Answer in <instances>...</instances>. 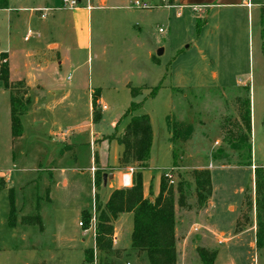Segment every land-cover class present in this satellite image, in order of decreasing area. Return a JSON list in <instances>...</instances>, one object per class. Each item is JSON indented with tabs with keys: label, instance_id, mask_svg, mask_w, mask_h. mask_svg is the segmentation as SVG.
<instances>
[{
	"label": "rangeland",
	"instance_id": "obj_1",
	"mask_svg": "<svg viewBox=\"0 0 264 264\" xmlns=\"http://www.w3.org/2000/svg\"><path fill=\"white\" fill-rule=\"evenodd\" d=\"M81 1L77 10L61 9L62 0H8V8L0 9V49L10 57V82L30 87L23 97L30 100L21 117L25 133L19 138L12 136L11 92L0 82V264H148L145 253L132 250V214L113 221V250L119 254L97 248L95 214L88 229L82 226L83 212L95 211L96 194L101 192L105 203L107 193L122 187L121 176L110 190L102 184L104 192L95 183L97 169L87 170L92 165L89 105L96 100L101 110L99 95L107 110L94 123L97 131L115 134L112 121H128L123 117L132 102H142L133 116L153 119L152 165L158 167L153 173L163 178L177 167L171 185L177 264H203L200 247L218 252L216 264H250L255 257L250 234L224 242L233 225L234 233L238 225L253 228L257 239L264 224V178L257 194L255 174L257 168L264 172L260 11L250 23L236 14L240 22L233 33L237 20L227 12L211 18L192 9L181 12L170 0H90L95 9L89 18L82 8L88 0ZM136 1L151 8H137ZM160 49L164 53L158 57ZM7 62L0 55V68ZM132 88L145 90L132 98ZM168 121L184 122L174 151L168 148ZM73 132L80 134L79 145L69 139ZM63 133L69 135L67 143ZM205 170L212 195L200 204L195 172ZM181 182L188 184L182 201ZM222 230L225 237L216 234ZM91 251L94 261L87 262ZM260 254L264 257V248Z\"/></svg>",
	"mask_w": 264,
	"mask_h": 264
},
{
	"label": "trees",
	"instance_id": "obj_2",
	"mask_svg": "<svg viewBox=\"0 0 264 264\" xmlns=\"http://www.w3.org/2000/svg\"><path fill=\"white\" fill-rule=\"evenodd\" d=\"M172 1V0H171ZM172 5V3H171ZM8 8V0H0V9ZM4 59H7L6 53H0ZM8 63V62H7ZM3 64L0 68V82L10 93L11 104V126L12 136L21 137L23 135V126L21 117L28 112L30 104L29 98L23 97L28 95L30 88L24 81L15 83L10 82L9 64ZM144 88H132V98H137L142 94ZM158 88L150 91V98L156 96ZM22 94V97L19 95ZM143 103L132 102L130 109L123 118H130L124 132L117 136V133L106 137L108 141L117 140L123 147V152L119 159V168L137 165L139 170L133 175V185L129 188H116L109 195L108 200L104 203L101 192L95 195V211L86 210L83 212L84 222L82 226L85 229L92 224L93 214H95V230L97 248L107 254H119V251L113 250L114 225L113 221L121 215H133V232H132V250L145 253L148 264H177L178 252L176 244V219H175V193L173 186L169 185L165 177L161 179L160 193L152 201L153 193L148 197L144 193V176L143 171L149 165L151 158V149L153 144V129L151 120L148 115L133 116V114L141 109ZM94 121L99 119V110H97V101L93 103ZM250 127V120L248 121ZM168 126L172 132L171 141L177 140L178 128L182 126L180 123H172L168 121ZM118 124L116 125V129ZM176 157V156H175ZM177 168V167H176ZM115 169L110 171L115 172ZM264 172L257 168L256 174V193L261 189V178H264ZM103 171L97 170L95 174V183L102 190ZM195 182L198 191V199L200 204L212 195V179L208 170L195 172ZM262 178V180H263ZM188 184L178 186L180 200L185 197L183 187ZM100 191V189H99ZM107 191V190H106ZM258 207L259 202H256ZM250 210H252V201L249 202ZM249 210V211H250ZM10 213H14V195L10 193ZM261 214V212H260ZM261 215H258V217ZM248 218V217H247ZM245 218V219H247ZM40 221V217L37 216ZM244 231L239 226L235 229V234ZM256 245L258 249L264 248V224L257 232ZM200 261L203 264H216L218 252L204 247L197 249ZM87 262H93V251L87 255Z\"/></svg>",
	"mask_w": 264,
	"mask_h": 264
},
{
	"label": "crops",
	"instance_id": "obj_3",
	"mask_svg": "<svg viewBox=\"0 0 264 264\" xmlns=\"http://www.w3.org/2000/svg\"><path fill=\"white\" fill-rule=\"evenodd\" d=\"M80 2L82 3L81 0H80ZM171 3H172L171 6L179 8V10H181V12H185L186 10L192 9L195 12H200V13L206 12V13H208V17L210 15L211 18H216L221 13H226V12L230 13V14H232L233 17H235V20H237L235 22V25L234 26L232 25L233 33H235V31L238 29L237 24L240 22L239 16L236 15L238 13L242 14L244 17H246L247 20L249 21V23L251 22V19L254 17V14L257 11H260L262 17L264 18V0H172ZM88 4L91 5L90 0L87 1L86 6H88ZM106 4H107L106 1L101 2L102 7H105ZM82 8H83V10L85 9L89 13V18H90V15H92L91 12L94 11V9H95L94 7L91 10H88L86 7H82ZM80 9H81V7H80ZM181 12L179 13L180 17L182 16ZM208 17L204 20L205 21L204 28L209 26L208 25ZM263 25H264V20H263ZM215 28H216V30L219 29V26L218 25L216 26V23H215ZM51 49H58V46H52ZM0 53L8 54L7 52L2 51L1 49H0ZM7 60H8L9 65H10L9 54H8ZM214 77L218 78L217 76H214ZM27 86L29 87L28 84H27ZM220 88L224 89V87H220ZM159 90H160V88H159ZM159 90H158V92H159ZM158 92H157V94H158ZM101 96L100 95L98 96V98H99L98 103H102L101 102L102 101ZM106 110H103L102 108H101V110H99V119L97 120V122L102 119L103 112ZM89 111L91 114V117H90L91 123L89 124L90 129H91L89 146H90L91 151H92V161H91L92 165L87 170L92 171V167H93L97 170H102L103 173H109L111 169H115L114 174H115L116 179L113 183H111L110 185H108L106 187V189L110 190L111 188L114 187V184L119 183V178L127 170V167L119 168V159H120V156L123 152V150H122L123 147L117 142V140H114V141L106 140V137L112 136L114 133H103V131H101V130L97 131L95 129L94 123L96 121H94L92 103L89 105ZM251 117H252V124H253V118H254L253 117V109H252ZM127 119H128V121H125L124 123L119 122L117 129H116L117 120L115 119L112 121L111 125H112V127L115 126V130H116L115 133H117V136L121 135L124 132L127 124L130 122L129 118H127ZM150 120H151L152 129H153V144H152V149H151V158H150V161L148 164L149 166L146 169H144L143 176H144V193H145V196H147V192H153L154 197H151L150 195L149 196L151 197V199H154L160 193L162 173H159L158 175H155L153 173V171H155L156 168H158V167L152 165L153 164L152 152H153V148H154V140H155V137L157 136V133H156V130L154 127L153 119L151 117H150ZM189 122L190 123L193 122V120H191V117H190ZM176 123H184V122L178 121ZM167 125H168V123H167ZM167 128H168V135L167 136H169L168 148L170 150L174 151V145L171 141L172 132L170 131L169 126ZM24 133L25 132H23L22 136H24ZM58 134L60 135V133H58ZM58 134L53 133V136H58ZM22 136L19 138H22ZM62 136H66L65 138H61V140L63 142L66 141V143H67L69 135L67 136V133H63L61 135V137ZM70 136H71V138H69V139L74 140L76 145H79L81 143V140H80L81 138H80L79 132H73V134ZM112 155H113L114 160L112 161V163H110V157ZM96 160H97V162H96ZM82 172H84V171H82ZM84 173H86V172H84ZM6 181L8 182L9 180L7 179ZM65 184H66V182H65ZM67 185H66V187H67ZM109 187H110V189H109ZM20 190H21V188H20ZM108 195L109 194L107 193L106 201L109 198ZM210 205L214 209H216V205L214 203L210 202ZM234 223H235V221H234ZM233 228H234V225L230 231L232 233V236L227 237L226 241L224 243L229 244V243L233 242L234 240H240L241 237H243L247 234H250L252 236V238H250L251 240L249 241L248 246L251 250H254V252H255V255H254L255 257H254V259H252L250 264H264V257H261V254H260L263 249H258L256 246V233L253 231V228L252 229L250 228L248 230H244L239 234H235L233 231ZM207 230L214 233L211 226H209L207 228ZM251 232H254L255 234H253ZM216 234H220V235L223 234L224 237L226 236V232L224 230H222L221 232L216 233ZM231 264H238V263L236 261H232Z\"/></svg>",
	"mask_w": 264,
	"mask_h": 264
},
{
	"label": "built area",
	"instance_id": "obj_4",
	"mask_svg": "<svg viewBox=\"0 0 264 264\" xmlns=\"http://www.w3.org/2000/svg\"><path fill=\"white\" fill-rule=\"evenodd\" d=\"M163 2H168L167 0H163ZM80 1L78 0H62V6L61 9H70V10H77L80 8ZM137 8H142V9H149L151 8L149 5H147L146 3L141 4L139 1H136L134 4ZM86 8L88 10H91L93 7L88 4V6H86ZM31 32H29L28 36L26 37L25 40H28V37L30 36ZM6 61V60H5ZM100 107L103 110H106L107 107L104 105L102 106V103H99ZM177 169L172 168L167 170L166 172H164V177L166 178V180H168L170 185H174L175 184V176H174V170ZM136 172V169L134 167H128L126 172L123 173L121 176V185L123 188H129L133 185V175ZM197 230V229H196Z\"/></svg>",
	"mask_w": 264,
	"mask_h": 264
},
{
	"label": "water",
	"instance_id": "obj_5",
	"mask_svg": "<svg viewBox=\"0 0 264 264\" xmlns=\"http://www.w3.org/2000/svg\"><path fill=\"white\" fill-rule=\"evenodd\" d=\"M164 53L163 49H160L157 53V56L160 57ZM115 174L114 173H104L103 174V187L106 188L108 185L115 181Z\"/></svg>",
	"mask_w": 264,
	"mask_h": 264
}]
</instances>
